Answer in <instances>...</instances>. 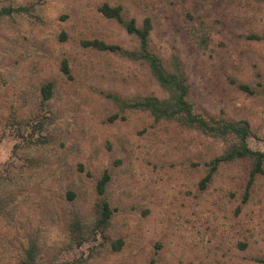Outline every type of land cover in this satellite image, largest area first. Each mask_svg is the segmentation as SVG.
Instances as JSON below:
<instances>
[{
    "label": "rangeland",
    "instance_id": "1",
    "mask_svg": "<svg viewBox=\"0 0 264 264\" xmlns=\"http://www.w3.org/2000/svg\"><path fill=\"white\" fill-rule=\"evenodd\" d=\"M31 2L33 14L0 17V264H21L33 240L40 264H264V172L246 201V160L222 163L201 188L227 142L121 109L109 94L168 92L145 63L82 44L138 45L100 12L103 2L139 25L149 16L151 47L167 67L179 60L195 111L247 119L250 146L264 150V0H0V8ZM46 82L53 95L42 107ZM106 169L109 240L73 246L71 223L92 227Z\"/></svg>",
    "mask_w": 264,
    "mask_h": 264
},
{
    "label": "trees",
    "instance_id": "2",
    "mask_svg": "<svg viewBox=\"0 0 264 264\" xmlns=\"http://www.w3.org/2000/svg\"><path fill=\"white\" fill-rule=\"evenodd\" d=\"M36 9L34 2L25 5H8L0 8V17L14 16L16 14H33ZM100 12L121 23L129 34L134 35L138 40V45L133 48H125L118 44L108 43L104 40L94 38L82 41L83 46L93 47L99 50L119 53L122 56L145 63L152 76L168 92V96L161 98L158 95H141L134 98H123L116 94H109L121 109H140L149 111L155 119H174L182 125L197 128L203 132L220 137L227 142L223 152L208 161L207 172L200 181L201 188H205L212 180L219 166L224 162L235 160H246L250 162L248 180L245 187L243 201L250 195L253 184L257 176L264 172V150L254 149L249 144V137L253 134L250 121L247 119H228L217 116H202L198 114L189 100V85L186 75L179 60H175L172 66L167 67L162 57L151 47L150 34L153 23L149 16L145 17L139 25L135 18H126L121 5H111L103 2L99 6ZM198 42L201 46H206L208 35H201ZM62 69L66 74H70V67L66 59L62 62ZM242 89L248 90L245 84H239ZM42 107L53 95V83L46 82L42 85ZM45 127L43 119L39 120V131ZM42 136V135H41ZM39 138V137H38ZM32 141L31 135L28 139ZM112 179V175L106 169L96 183L97 201L96 218L91 228L83 224L79 217H74L71 223V244L82 246L90 237H99L109 240L106 235L113 209L107 197V188ZM5 201L0 198V210L5 207ZM103 241V242H104ZM123 245V239L112 241V246L118 250ZM39 248L36 241H31L25 251L21 264H40ZM257 260L264 263V255Z\"/></svg>",
    "mask_w": 264,
    "mask_h": 264
}]
</instances>
